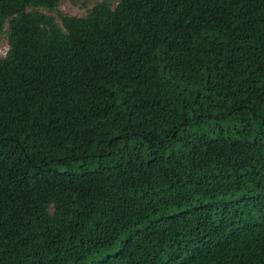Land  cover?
Wrapping results in <instances>:
<instances>
[{"label":"trees","instance_id":"trees-1","mask_svg":"<svg viewBox=\"0 0 264 264\" xmlns=\"http://www.w3.org/2000/svg\"><path fill=\"white\" fill-rule=\"evenodd\" d=\"M0 0V264H264V0Z\"/></svg>","mask_w":264,"mask_h":264},{"label":"rangeland","instance_id":"rangeland-1","mask_svg":"<svg viewBox=\"0 0 264 264\" xmlns=\"http://www.w3.org/2000/svg\"><path fill=\"white\" fill-rule=\"evenodd\" d=\"M108 1L112 7H115L116 0H61L55 11H48L43 8H37L36 11L45 15L53 16L57 23L60 24L58 13L73 17H84L87 12L96 4ZM5 33L7 31V25L5 26ZM0 35V58H3L8 50L6 34Z\"/></svg>","mask_w":264,"mask_h":264}]
</instances>
